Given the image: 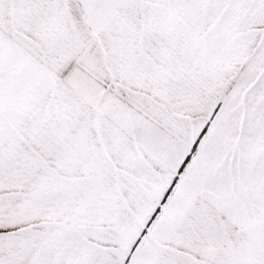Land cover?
Here are the masks:
<instances>
[{"label": "snow or ice", "instance_id": "1", "mask_svg": "<svg viewBox=\"0 0 264 264\" xmlns=\"http://www.w3.org/2000/svg\"><path fill=\"white\" fill-rule=\"evenodd\" d=\"M0 264H264V0H0Z\"/></svg>", "mask_w": 264, "mask_h": 264}]
</instances>
